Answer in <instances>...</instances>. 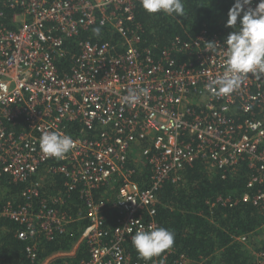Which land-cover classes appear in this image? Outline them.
Segmentation results:
<instances>
[{"label": "built area", "instance_id": "built-area-1", "mask_svg": "<svg viewBox=\"0 0 264 264\" xmlns=\"http://www.w3.org/2000/svg\"><path fill=\"white\" fill-rule=\"evenodd\" d=\"M139 5L0 0V178L27 186L19 202L0 200V219L22 227V241L52 239L76 222L61 209L78 190L85 208L77 220L87 222L80 240L89 253L79 264L171 263L173 250L133 262L127 246L139 227H159L158 191L168 178L183 182L198 162L222 177L245 166L251 171L241 199L262 210L264 233V77L249 74L232 94L215 96L206 85L225 70V41L203 31L190 41L172 40L156 55L143 47ZM101 23L117 41L80 38ZM64 61L70 68L60 72ZM139 88L150 94L129 105L124 97ZM44 132L69 135L75 147L62 159L45 157ZM135 151L151 174L146 187L130 166ZM56 175L64 189L43 193ZM239 201L222 203L235 208ZM248 236L236 240L246 243ZM34 251L28 249L32 260ZM250 253L252 264H264V248ZM188 263L184 255L172 262Z\"/></svg>", "mask_w": 264, "mask_h": 264}, {"label": "trees", "instance_id": "trees-1", "mask_svg": "<svg viewBox=\"0 0 264 264\" xmlns=\"http://www.w3.org/2000/svg\"><path fill=\"white\" fill-rule=\"evenodd\" d=\"M234 3L235 0H184L185 15L178 19L164 14L149 15L139 5L135 14L143 29V47L152 49L158 55L159 50L169 46L172 40L179 38L190 41L203 31L225 41L234 29L227 27L223 21L225 17L228 18ZM7 13L10 19L12 12ZM80 38L94 41L118 40L116 34L104 28L100 36L84 33ZM62 65H58L60 72H67L71 62L64 61ZM144 167L138 176L139 181H150L149 169ZM211 172L204 163L198 162L192 168L186 169L183 182L175 184L168 178L158 191L160 205L156 220L159 227L172 231L175 237L174 245L170 249L173 253L169 259L173 262L184 255L189 260L188 264H200L205 260H209L211 264H251L252 257L246 245H255L262 234L260 227L263 223L262 210L241 199L247 191V180L251 171L245 166L226 177ZM5 182H8L5 185L8 195L16 197L15 199H19L20 193L27 187L24 184H14L7 177L0 178V185ZM63 189L64 178L56 175L52 183H46L42 192L53 194ZM227 199L240 201L235 208H229L222 203ZM84 208V201L78 190L71 197H66V203L61 210L71 219H76V222L67 225L62 232L56 231L52 239L41 236L22 241L18 238L22 227L1 218L0 264H43L56 253L70 252L87 224L84 220H77V215ZM242 235H249L246 243L236 240ZM32 247L36 254L34 260L28 254V249ZM127 250L133 262L142 260L132 242ZM88 257L86 245L81 244L75 256L57 258L52 264H79Z\"/></svg>", "mask_w": 264, "mask_h": 264}, {"label": "clouds", "instance_id": "clouds-1", "mask_svg": "<svg viewBox=\"0 0 264 264\" xmlns=\"http://www.w3.org/2000/svg\"><path fill=\"white\" fill-rule=\"evenodd\" d=\"M139 2L149 15L164 14L177 19L185 15L184 0ZM251 4L252 0H235L228 13L226 26L234 31L225 40V70L222 75L210 80L206 85L207 90L217 97H225L238 90L243 81L249 78V74L256 78L264 77V0H260L254 9L247 7ZM92 31L94 35L100 36L102 23ZM149 94L147 88L129 89L124 100L129 105H134ZM39 146L45 157L62 159L75 147V141L71 136L60 132H44L40 137ZM129 231L132 229L129 228ZM131 242L139 258L150 261L170 250L175 237L172 231L163 227L149 226L148 230H145L141 226L135 231ZM250 250L257 249H248L249 253Z\"/></svg>", "mask_w": 264, "mask_h": 264}, {"label": "rangeland", "instance_id": "rangeland-1", "mask_svg": "<svg viewBox=\"0 0 264 264\" xmlns=\"http://www.w3.org/2000/svg\"><path fill=\"white\" fill-rule=\"evenodd\" d=\"M227 20L228 18L225 17L223 23H226L227 24ZM238 23H239V19H238ZM132 166V170L134 171V179L137 181V183H139L141 186H148L149 184V181L147 180H144L143 181H139V174L142 173L143 171V167H144V159L143 157L141 156V154L139 155V161H134L131 159V165ZM212 174H214L213 172H211ZM8 183V182H7ZM3 185H0V200H5V199H12L14 200L13 202L16 203V202H19L17 199H15L16 197H12V196H9L8 195V189L6 188V184ZM118 188V183H115L113 184V186L111 187L112 190L109 191L108 194H105L107 197H113L114 193L116 192ZM99 196H102V193L99 194ZM246 248L247 250L248 249H261V248H264V233L260 234L259 237H258V240L256 241L255 245H251V244H247L246 245ZM205 263L206 264H211L209 260H205Z\"/></svg>", "mask_w": 264, "mask_h": 264}, {"label": "crops", "instance_id": "crops-1", "mask_svg": "<svg viewBox=\"0 0 264 264\" xmlns=\"http://www.w3.org/2000/svg\"><path fill=\"white\" fill-rule=\"evenodd\" d=\"M139 155H140V152L137 153L135 151L134 153H132L131 159L134 160V161H139ZM143 168L145 169V167H143ZM81 244H83V241L80 240V238H79V240L75 243L73 249L70 252H59V253H56V254L52 255L51 257H49L48 259H46L44 264H52L55 259L60 258V257L62 258V257H66V256H68V257L75 256L78 253V250L81 247Z\"/></svg>", "mask_w": 264, "mask_h": 264}]
</instances>
